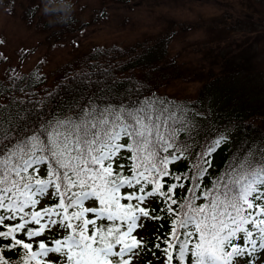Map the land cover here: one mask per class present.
<instances>
[{
	"label": "snow or ice",
	"instance_id": "snow-or-ice-1",
	"mask_svg": "<svg viewBox=\"0 0 264 264\" xmlns=\"http://www.w3.org/2000/svg\"><path fill=\"white\" fill-rule=\"evenodd\" d=\"M42 124L0 133V264H264V152L205 184L221 135L178 172L189 121L163 99Z\"/></svg>",
	"mask_w": 264,
	"mask_h": 264
},
{
	"label": "trees",
	"instance_id": "trees-1",
	"mask_svg": "<svg viewBox=\"0 0 264 264\" xmlns=\"http://www.w3.org/2000/svg\"><path fill=\"white\" fill-rule=\"evenodd\" d=\"M71 8L68 0H29L22 17L46 32L51 43L81 26L76 27L74 15L61 13ZM227 14L210 19H172L157 34L130 48L96 47L59 67L52 81L39 66L22 73L9 69L0 75V133L15 129L23 134L43 126L44 121L75 116L90 101L116 107L163 99L185 109L189 121L188 131L180 134L189 145V158L173 166L178 172L192 163L205 141L226 137L213 155L212 167L204 178L207 184L209 177L222 174L237 158L264 152V68L255 46L251 47L259 42L264 30L257 31L254 26L247 31L240 26L248 20L264 23V11L256 10L255 15L239 10ZM201 29L215 30L218 35L205 43L172 51L178 32ZM236 30L241 33L236 35ZM184 51L200 57V61L189 63L182 58ZM2 62L0 57V65ZM174 81L200 82L201 87L193 99L160 92Z\"/></svg>",
	"mask_w": 264,
	"mask_h": 264
},
{
	"label": "rangeland",
	"instance_id": "rangeland-1",
	"mask_svg": "<svg viewBox=\"0 0 264 264\" xmlns=\"http://www.w3.org/2000/svg\"><path fill=\"white\" fill-rule=\"evenodd\" d=\"M40 2L41 0H37ZM72 8L62 10L63 15H74L78 23L74 30L62 40L50 41L46 32L28 23L22 13L29 0H0V75L9 69L29 72L39 66L49 81L61 66L85 55L96 47L109 48L121 46L130 48L146 37L157 34L172 20L210 19L232 11L248 12L255 15L256 10L264 11V0H68ZM10 4V6H9ZM43 17L47 15L43 14ZM256 20V19H255ZM248 20L241 28L264 30V23ZM236 35L241 31H234ZM256 33V32H255ZM254 32L250 35H253ZM218 32L201 29L194 32H178L172 43V51L205 43L217 37ZM258 52V59L264 68V35L251 47ZM189 63L200 61V57L184 51L183 57ZM201 87L200 82L174 81L160 89L179 99H193ZM145 239L155 231L154 225H146L140 230ZM147 257L139 264H145ZM153 264H156L153 261Z\"/></svg>",
	"mask_w": 264,
	"mask_h": 264
}]
</instances>
